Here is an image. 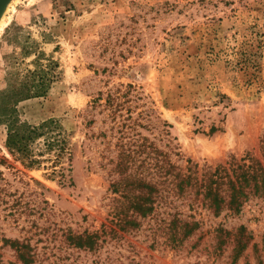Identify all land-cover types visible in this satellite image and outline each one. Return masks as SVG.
I'll return each mask as SVG.
<instances>
[{"label":"rangeland","instance_id":"374dc122","mask_svg":"<svg viewBox=\"0 0 264 264\" xmlns=\"http://www.w3.org/2000/svg\"><path fill=\"white\" fill-rule=\"evenodd\" d=\"M42 68L54 82L18 116L56 122L66 150L43 137L32 165L0 125V264H264L259 197L215 217L171 196L201 224L183 242L160 204L120 230L129 174L166 194L163 160L198 176L264 163V0H1L0 95ZM84 233L94 250L72 241Z\"/></svg>","mask_w":264,"mask_h":264},{"label":"trees","instance_id":"16d2710c","mask_svg":"<svg viewBox=\"0 0 264 264\" xmlns=\"http://www.w3.org/2000/svg\"><path fill=\"white\" fill-rule=\"evenodd\" d=\"M55 77L52 68L29 71L24 79L0 95V125L6 126V147L11 154L31 158L32 146L43 137L49 150L55 146L63 152L66 150L57 138L60 133L57 132L59 127L56 122L32 126L21 122L17 111L20 102L44 95ZM133 159L128 156V168L135 161ZM30 163L33 165L36 161L31 158ZM159 169L166 172L163 184L169 182L173 185V189L166 194L156 184L128 175V214L120 221L121 231L138 229L140 220L150 218L158 206L164 205L170 209L167 213L169 219H163L159 229L164 228L171 241L183 242L199 230L201 224L195 215L182 216L171 196L175 195L177 200L183 198L192 210L202 207L215 217H220L225 211L231 215L239 213L252 196L264 199V163L249 158L230 164L229 169L216 168L214 172H202L200 176L193 172L170 174L174 166L166 160ZM115 216L119 219L121 215L116 213ZM71 239L76 247L92 251L100 235L84 233Z\"/></svg>","mask_w":264,"mask_h":264},{"label":"bare ground","instance_id":"6f19581e","mask_svg":"<svg viewBox=\"0 0 264 264\" xmlns=\"http://www.w3.org/2000/svg\"><path fill=\"white\" fill-rule=\"evenodd\" d=\"M1 1V0H0Z\"/></svg>","mask_w":264,"mask_h":264}]
</instances>
